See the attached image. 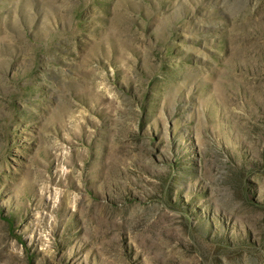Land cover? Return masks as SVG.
Wrapping results in <instances>:
<instances>
[{
  "label": "rangeland",
  "instance_id": "374dc122",
  "mask_svg": "<svg viewBox=\"0 0 264 264\" xmlns=\"http://www.w3.org/2000/svg\"><path fill=\"white\" fill-rule=\"evenodd\" d=\"M0 264H264V0H0Z\"/></svg>",
  "mask_w": 264,
  "mask_h": 264
}]
</instances>
